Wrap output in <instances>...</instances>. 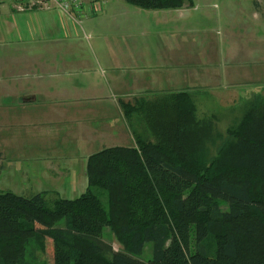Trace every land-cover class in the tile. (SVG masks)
<instances>
[{
    "label": "trees",
    "instance_id": "obj_1",
    "mask_svg": "<svg viewBox=\"0 0 264 264\" xmlns=\"http://www.w3.org/2000/svg\"><path fill=\"white\" fill-rule=\"evenodd\" d=\"M126 2L147 10L194 5ZM120 106L135 145L91 154L79 197L0 190V264H264V98L226 135L215 115L198 117L189 91ZM105 227L123 249L103 239ZM148 242L147 262L139 255Z\"/></svg>",
    "mask_w": 264,
    "mask_h": 264
},
{
    "label": "rangeland",
    "instance_id": "obj_2",
    "mask_svg": "<svg viewBox=\"0 0 264 264\" xmlns=\"http://www.w3.org/2000/svg\"><path fill=\"white\" fill-rule=\"evenodd\" d=\"M114 5L118 10H111ZM13 6V0H5V3L0 5V64L14 61L17 54L26 51L44 52L46 49L57 53L60 48L57 59L44 60L48 61V69L60 71L65 61L75 63L69 66L73 72L71 78L74 77L75 82L81 86L83 82L87 83L88 86H84L87 96L113 95L115 81L112 77L110 79L113 71L119 70L122 75H131L127 61L123 58L118 64L108 60L113 52L122 49L125 53H140L142 49H149L152 60L156 62L163 40L169 46L175 42L185 46L191 45L199 54L201 71L213 70L203 64L206 62L205 52L214 48L218 61L222 62L220 69L232 73L239 68L249 75L237 78L225 76L221 83L219 79L211 84L199 81L189 88L185 84L174 87L165 84L166 86L159 90L141 94L125 88L117 92L120 95L119 102L133 100L136 96L155 98L169 92L189 91L197 103L198 117L202 119L215 115L217 128L226 135L227 128L241 118L251 101L264 98L263 0H194L193 6L183 7L179 11L145 10L127 3L126 0H106L103 10L110 9L108 15L102 10V13L83 16L79 26L73 29L72 25L77 24L76 21L66 22L67 26H71L68 31L71 39H45L52 33L64 35L60 25L54 32L50 28L41 31L38 38L34 29L31 32L32 24L27 19L30 13L19 12ZM165 16L170 18L168 22L159 19ZM89 18L92 20L87 23L85 20ZM66 45L76 47L79 55H65ZM250 51H257L258 56L249 58L246 54ZM238 54L240 55L237 56ZM22 67L26 69L25 65ZM186 69L187 67H184L183 71ZM5 74L6 71L0 66V81L5 79ZM206 76H209V73H206ZM126 93L129 96H124ZM126 143L130 145L128 147L134 146L131 140ZM104 148L99 146L94 151ZM0 150L3 149L0 147ZM36 173L34 161L29 157L6 158L0 162V190L27 197L48 192L46 199L51 201L56 197V193L62 198L75 199L87 189V184L77 188L53 187L49 181L36 179ZM102 201L108 205L105 192L102 193ZM103 239L112 243L116 250L123 249V245L109 227H105ZM152 246L153 243L148 242L139 258L150 261ZM53 251V242L49 238L47 260L50 262L53 261Z\"/></svg>",
    "mask_w": 264,
    "mask_h": 264
},
{
    "label": "crops",
    "instance_id": "obj_3",
    "mask_svg": "<svg viewBox=\"0 0 264 264\" xmlns=\"http://www.w3.org/2000/svg\"><path fill=\"white\" fill-rule=\"evenodd\" d=\"M109 10L103 11L108 15ZM111 10L116 11L118 8L114 5ZM28 12L31 32L34 29L38 38L41 31L50 28L54 32L60 25L64 35L52 33L45 39H71L68 32L71 26L66 25L69 21L54 8ZM159 19L166 22L170 20L168 16ZM91 20L85 21L88 23ZM78 26V23L72 25V29ZM64 48L67 52L65 55H79L76 47L66 45ZM59 49L57 53L46 49L44 52L26 51L17 54L14 61L0 64L1 69L6 71L5 79L0 81V147L3 149L0 150V162L6 158L29 157L37 170L34 177L39 181H49L53 187L77 188L88 185L87 159L99 146H130L126 145L130 140L135 145L117 92L130 88L136 94H141L159 90L165 84L172 87L185 84L189 88L199 81L211 84L219 79L221 83L225 76L237 78L249 75L239 68L232 73L220 69L222 62L218 61L214 48L205 52L206 62L203 64L213 70L201 71L199 54L191 45L175 42L169 46L162 40L156 62L152 60L149 49H142L140 53H125L122 49L113 52L108 60L118 64L123 58L127 61L131 75L113 71L110 76L115 81V89L110 86L113 95L87 96L84 87L88 86L87 83L83 82L81 86L74 77L71 78L73 72L69 66L75 63L65 61L60 71L48 69V61L44 60L57 59ZM256 52L250 51L246 56L255 58L258 56ZM24 65L26 69L22 67ZM184 67H187L186 71H183Z\"/></svg>",
    "mask_w": 264,
    "mask_h": 264
},
{
    "label": "built area",
    "instance_id": "obj_4",
    "mask_svg": "<svg viewBox=\"0 0 264 264\" xmlns=\"http://www.w3.org/2000/svg\"><path fill=\"white\" fill-rule=\"evenodd\" d=\"M14 9L28 12L34 9L48 10L55 8L68 21L80 23L81 17L101 12L106 0H13ZM5 0H0V5ZM77 12V13H76ZM79 15V16H76Z\"/></svg>",
    "mask_w": 264,
    "mask_h": 264
}]
</instances>
